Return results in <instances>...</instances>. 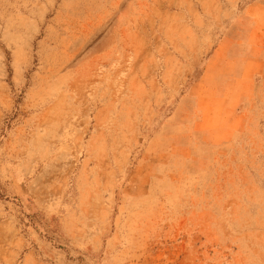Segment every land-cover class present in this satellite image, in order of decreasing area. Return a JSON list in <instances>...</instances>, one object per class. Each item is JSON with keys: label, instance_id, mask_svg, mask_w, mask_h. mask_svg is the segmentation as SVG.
Here are the masks:
<instances>
[{"label": "rangeland", "instance_id": "1", "mask_svg": "<svg viewBox=\"0 0 264 264\" xmlns=\"http://www.w3.org/2000/svg\"><path fill=\"white\" fill-rule=\"evenodd\" d=\"M0 264H264V0H0Z\"/></svg>", "mask_w": 264, "mask_h": 264}]
</instances>
